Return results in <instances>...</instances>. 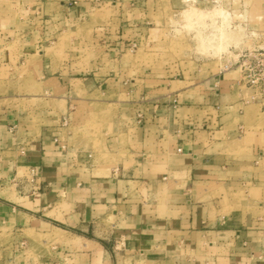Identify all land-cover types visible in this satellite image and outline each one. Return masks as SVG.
Returning a JSON list of instances; mask_svg holds the SVG:
<instances>
[{
    "label": "crops",
    "instance_id": "crops-1",
    "mask_svg": "<svg viewBox=\"0 0 264 264\" xmlns=\"http://www.w3.org/2000/svg\"><path fill=\"white\" fill-rule=\"evenodd\" d=\"M62 5L67 13L58 31L51 26L31 31L38 34L31 50L57 42L60 33L73 34L61 60L42 56L37 64L43 72H31V78L40 80L43 87L26 95L50 102L31 107L37 114L35 122L24 123L15 115L6 135L15 131L13 144L19 148V158L27 167L41 170V175L45 168L69 170L73 160L78 173L86 176L92 172L87 168L92 156L85 154L77 134L84 109H77L73 102L93 93L115 97L116 116L98 135L104 140V152L116 163L105 179L108 184H82V180L72 188L78 192L75 202L68 187L57 189L69 193V200L53 196L43 201L42 196L47 199L45 194L51 190L42 192L48 187L36 186L32 198L36 200L28 208L45 210L47 217L15 208L21 220L35 227L61 229L58 226L65 224L84 232L92 229L102 239L108 223L123 226L118 232H123L125 248L139 249L145 257L167 256V251L162 255L153 249L172 239L178 248L183 247L177 250L179 257H189L187 262L191 259L193 264H198L200 246L203 255L217 256L223 264H230L231 257H247L250 244L254 256L264 258V104L252 100L246 89L230 85L233 81L226 80L225 72L193 78L191 84L181 74L174 75L175 79L167 74L131 102L128 96H132L135 79L114 72L118 59L127 52L130 29L98 24L84 30L75 22L85 20L102 2L76 0ZM105 62L111 66L107 74ZM122 96L126 99H119ZM125 116L130 120L125 121ZM5 122L1 120L0 127ZM20 130L25 133L18 136ZM82 234L78 237L85 247L98 249L101 259L99 249L106 251L101 241ZM219 244L221 252L215 254L212 249Z\"/></svg>",
    "mask_w": 264,
    "mask_h": 264
},
{
    "label": "rangeland",
    "instance_id": "rangeland-1",
    "mask_svg": "<svg viewBox=\"0 0 264 264\" xmlns=\"http://www.w3.org/2000/svg\"><path fill=\"white\" fill-rule=\"evenodd\" d=\"M75 1L0 0V121L6 120L4 127H0V264H193L191 259L187 262L189 257H179L177 250L182 246L178 248L172 239H165L160 248L153 249L162 252V255L163 251H167V256L155 254V257H145L139 249L131 252L125 248L123 232H118L123 226L108 223L104 228L105 239H102L94 236L92 229L84 232L77 226L62 224L58 226L61 229L35 227L29 225L28 220L23 222V217L14 210L18 208L47 217L45 210L28 208L29 202L36 200L32 199L35 198L33 191L36 186L48 187L42 192L51 190L45 194L47 199L42 196L43 201L53 196L59 198L58 201L65 200L67 196L69 200L72 188L82 180V184L84 181L86 184H108L105 179L109 177L111 166L116 163L111 162L109 154L104 152V140L98 135L99 129L110 126L116 116L118 106L112 103L115 97L93 93L88 98L82 96L73 102L77 109L80 106L81 110L84 109L80 119L84 122L77 134L81 138V147L86 149L85 154L92 156L87 167L92 172L86 176L78 173L77 161L73 160L69 161L71 174L66 168H60L63 169L60 172L45 168L41 175V170L38 172L36 168L27 167L19 158V148L13 144L15 131L11 129L12 133L6 135L9 132L8 122H12L15 115L24 123L35 122L37 114L31 111V107L50 102L47 98L37 101L26 95L43 87L40 80L38 82L31 78V72H43L37 64L42 56L61 60L64 46L71 42L73 35L60 33L56 35L57 42L45 43L31 50V41L38 35L31 31L41 26H51L58 31L60 19L67 13L62 4L70 5ZM96 1L103 5L85 20L75 22V25L88 30L98 24H112L119 29L129 28V32L133 33H129L130 41L137 40L139 46L134 51L126 48L127 52L120 56L114 71L123 78L135 79L130 91L132 96H128L131 102L139 98L149 85L158 83L162 76L171 74L175 79L174 75L181 74L189 80L185 83L191 84L195 82L193 78L224 73L226 65L238 61L243 53L264 48V0ZM105 63L103 71L107 74L111 66ZM225 73L226 80L229 83L233 81L230 85L246 89L252 100L258 99L260 102V95L240 82L238 70L230 69ZM76 88L81 87L78 85ZM120 98L126 99L125 96ZM55 104L61 106L57 101ZM132 107H129L130 113ZM124 118L126 121L129 117ZM24 133L20 130L18 136ZM72 143L77 146L78 142L74 139ZM70 155L77 159L76 153L71 152ZM101 169L108 170L101 173ZM58 187H68L70 192L65 194ZM77 194V191L71 193L73 202ZM82 233L101 241L106 249H99L101 259L96 255L98 249L94 252L85 247L78 237ZM219 246L221 244L213 247L215 254L221 252ZM249 247L251 253L247 257H231L230 264L264 262V258L254 256L251 244ZM196 256L198 264H223L217 256L203 255L201 246Z\"/></svg>",
    "mask_w": 264,
    "mask_h": 264
},
{
    "label": "built area",
    "instance_id": "built-area-1",
    "mask_svg": "<svg viewBox=\"0 0 264 264\" xmlns=\"http://www.w3.org/2000/svg\"><path fill=\"white\" fill-rule=\"evenodd\" d=\"M137 40L129 41L126 48L134 51L138 48ZM236 69L240 75V82L259 94V100L264 104V48L254 50L248 54L243 53L239 60L226 65L223 71Z\"/></svg>",
    "mask_w": 264,
    "mask_h": 264
},
{
    "label": "bare ground",
    "instance_id": "bare-ground-1",
    "mask_svg": "<svg viewBox=\"0 0 264 264\" xmlns=\"http://www.w3.org/2000/svg\"><path fill=\"white\" fill-rule=\"evenodd\" d=\"M226 72V71H225Z\"/></svg>",
    "mask_w": 264,
    "mask_h": 264
}]
</instances>
